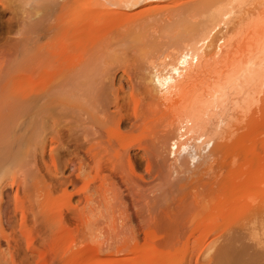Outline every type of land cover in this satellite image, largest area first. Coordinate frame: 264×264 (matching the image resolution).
I'll return each mask as SVG.
<instances>
[{
    "label": "rangeland",
    "instance_id": "1",
    "mask_svg": "<svg viewBox=\"0 0 264 264\" xmlns=\"http://www.w3.org/2000/svg\"><path fill=\"white\" fill-rule=\"evenodd\" d=\"M214 1L161 0L127 8L119 0H0V264H187L183 243L162 244L171 215L163 212L179 197L193 196L217 177L224 181L214 196H264V84L240 89L226 83L258 57L264 0L239 8L242 34L231 41L224 67L206 68L194 86L197 91L220 86L225 92L221 108L211 115L210 156L201 154L193 164L191 150L172 154L180 127L172 114L178 97L165 101L151 81L155 73L170 72L178 59L169 57L173 48L198 35ZM63 3L83 13L97 10L82 37L84 70L53 89L56 99L45 114L28 103L25 115L12 116L20 94L39 91L46 78L36 74L13 93L2 88L5 76L20 58L53 41L54 36L38 38L35 31L53 24L55 14L47 13ZM92 54L96 59L87 62ZM63 102L82 109L60 107ZM117 106L123 118L109 123ZM219 119L224 124L215 129ZM103 125L111 134L125 135L130 147L121 152L114 145L118 160L114 148L109 150L114 165L101 160L103 180L77 178L80 164L88 162L86 142L106 138ZM57 180L66 186H55ZM156 223L159 240L150 244L142 232ZM49 232L54 237L42 244ZM132 236L139 244L136 252L109 253Z\"/></svg>",
    "mask_w": 264,
    "mask_h": 264
},
{
    "label": "bare ground",
    "instance_id": "2",
    "mask_svg": "<svg viewBox=\"0 0 264 264\" xmlns=\"http://www.w3.org/2000/svg\"><path fill=\"white\" fill-rule=\"evenodd\" d=\"M156 1L161 0H119L127 8H135L142 3ZM250 1L252 0L214 1L215 3L202 16L203 21L199 24L198 35L193 39L183 40L173 48L169 57L175 59L178 56V59L174 65L170 66V72L165 75L155 73L151 78L157 92L165 101L178 97L172 114L174 121L179 123L180 127L176 138L172 141L171 151L173 155L176 153L184 155L191 150L194 152L190 153L193 164L201 154L211 155L215 137L211 132L213 124L211 115L221 108V99L225 96L224 88L220 86L197 91L195 89L197 79L205 73L206 68L224 67L231 41L236 35L242 34L240 28L241 21L244 19L238 18L239 8ZM51 13L53 16L55 14L56 18L53 24L46 26L40 24L35 32L38 38H43L42 35L46 34L49 37L54 36L53 41L37 46L33 53L20 58L15 70L7 72L5 76V84L2 88L10 89L13 93H17L16 89L23 81L30 80L36 74L46 78L39 91L30 94L19 93V102L12 110L10 109L12 116L25 115L28 103H35L34 108L39 109L41 113L48 112L52 101L56 99L53 89L80 78L86 65L81 52L82 37L84 31L97 19V10L91 9L83 13L81 8H70L63 3L56 11L53 7L47 14ZM21 30L22 27L19 26L18 31ZM95 57L96 55L92 54L87 62L96 59ZM57 67L60 70L53 73ZM226 83L230 84L229 88L235 85L240 89L259 87L264 84V40L258 57L250 60L244 68L230 76ZM186 84L193 87L187 90ZM197 92L199 93L196 94ZM47 96H51V102H41L42 98ZM61 106L72 110L82 109L78 105L64 102L60 103ZM117 109L110 115L112 118L109 119V123L119 122L123 118L118 106ZM223 124L224 120L219 119L214 127L218 129ZM105 125H103L106 134L104 142L101 141V136L92 142H86L85 152L88 162L85 164L80 162V167L82 165L83 168H78L77 178H91L93 183L103 180L98 170L101 160L106 157L107 162L112 167L114 165L111 162V156H108L109 150L111 151L116 145L121 152H127L130 147L125 135L121 133H112L114 134L112 135ZM136 126L137 123L132 125V127ZM35 127L36 125L26 126L25 129L28 131ZM103 144L106 147L102 148ZM117 148H114L116 160H118L119 151ZM5 151L6 149L3 153ZM92 169L94 173L91 176L89 170ZM217 178L196 189L193 196L179 197L167 212H163L166 216L169 213L171 215L167 217L165 224L169 234L162 240V244L173 248L183 243L187 248L185 251L187 264L191 262L195 264H264V196H214L224 181V178ZM56 185L66 186V183L57 180ZM85 201L89 202V197H85ZM212 224L215 225L214 229L207 231V225ZM160 226L156 223V228L149 227L143 230L144 240L155 244L159 240L157 228ZM52 237H54L53 232H49L41 243H46ZM138 248V241L132 236L123 239L109 253L113 255L125 250L134 253ZM110 249L108 248L107 252ZM155 255L162 254L155 252ZM52 260H57V257Z\"/></svg>",
    "mask_w": 264,
    "mask_h": 264
}]
</instances>
